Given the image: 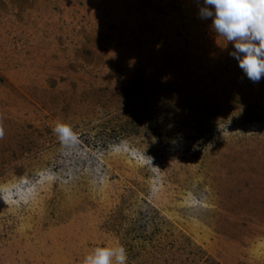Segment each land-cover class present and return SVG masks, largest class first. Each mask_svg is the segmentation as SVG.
I'll use <instances>...</instances> for the list:
<instances>
[{
    "label": "rangeland",
    "instance_id": "rangeland-1",
    "mask_svg": "<svg viewBox=\"0 0 264 264\" xmlns=\"http://www.w3.org/2000/svg\"><path fill=\"white\" fill-rule=\"evenodd\" d=\"M210 23L197 0H0V264H264V79Z\"/></svg>",
    "mask_w": 264,
    "mask_h": 264
},
{
    "label": "clouds",
    "instance_id": "clouds-1",
    "mask_svg": "<svg viewBox=\"0 0 264 264\" xmlns=\"http://www.w3.org/2000/svg\"><path fill=\"white\" fill-rule=\"evenodd\" d=\"M197 5L198 17L210 20L215 34L233 44L229 54L247 78L264 79V0H197ZM53 131L61 143L78 139L62 122ZM84 264H128L127 249L121 244L96 247L84 257Z\"/></svg>",
    "mask_w": 264,
    "mask_h": 264
}]
</instances>
